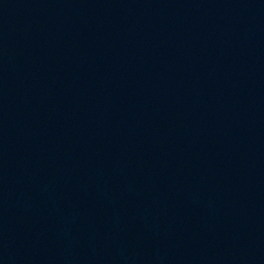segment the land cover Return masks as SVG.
Instances as JSON below:
<instances>
[{
  "label": "water",
  "instance_id": "obj_1",
  "mask_svg": "<svg viewBox=\"0 0 264 264\" xmlns=\"http://www.w3.org/2000/svg\"><path fill=\"white\" fill-rule=\"evenodd\" d=\"M0 264H264V0H0Z\"/></svg>",
  "mask_w": 264,
  "mask_h": 264
}]
</instances>
